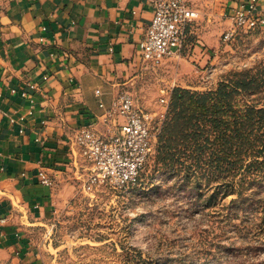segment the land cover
Returning <instances> with one entry per match:
<instances>
[{
	"label": "crops",
	"instance_id": "0c3cea01",
	"mask_svg": "<svg viewBox=\"0 0 264 264\" xmlns=\"http://www.w3.org/2000/svg\"><path fill=\"white\" fill-rule=\"evenodd\" d=\"M245 1L187 0L198 14L187 31L200 16L194 6L230 19ZM152 12L153 0H0V264H40L28 233L52 188L37 172L57 183L82 172L76 128L118 124L102 123L99 103L109 107L114 87L140 65Z\"/></svg>",
	"mask_w": 264,
	"mask_h": 264
},
{
	"label": "rangeland",
	"instance_id": "374dc122",
	"mask_svg": "<svg viewBox=\"0 0 264 264\" xmlns=\"http://www.w3.org/2000/svg\"><path fill=\"white\" fill-rule=\"evenodd\" d=\"M194 7L200 16L181 52L159 66L141 59L111 93L110 106L119 92L127 91L150 115L152 152L140 180L124 189L103 184L86 193L81 180L87 163L81 157L84 170L71 171L61 183L53 181L41 223L27 232L40 264H264V191L261 209L232 208L230 196L208 209L194 193L169 192L163 184L173 179L153 165L173 89L211 90L230 71L264 62V28L223 41L231 20ZM201 55L207 56L203 63ZM111 121L117 124L121 118L114 115Z\"/></svg>",
	"mask_w": 264,
	"mask_h": 264
},
{
	"label": "trees",
	"instance_id": "16d2710c",
	"mask_svg": "<svg viewBox=\"0 0 264 264\" xmlns=\"http://www.w3.org/2000/svg\"><path fill=\"white\" fill-rule=\"evenodd\" d=\"M153 159L173 179L163 184L169 192L194 193L208 209L228 196L232 208L261 209L264 62L230 71L211 90L173 89Z\"/></svg>",
	"mask_w": 264,
	"mask_h": 264
},
{
	"label": "built area",
	"instance_id": "2783aa9c",
	"mask_svg": "<svg viewBox=\"0 0 264 264\" xmlns=\"http://www.w3.org/2000/svg\"><path fill=\"white\" fill-rule=\"evenodd\" d=\"M197 15L187 0H153L152 17L137 43L142 61L159 66L180 53L187 28ZM230 20L231 26L223 33V41L232 39L240 31L264 28V1L242 2L232 9ZM21 96L25 97V92ZM99 107L103 109L101 121L104 124H109L114 115L121 121L105 132L98 131L95 122L80 125L75 130L72 144L87 163L85 178L81 180V188L86 193L95 192L103 184L117 189L134 185L152 152L150 115L135 105L129 92H119L110 107L103 103H99ZM37 177L40 184L52 186L53 179L44 170H39Z\"/></svg>",
	"mask_w": 264,
	"mask_h": 264
}]
</instances>
